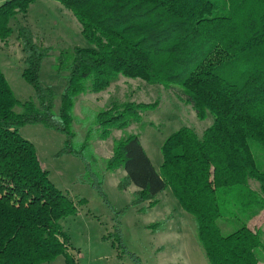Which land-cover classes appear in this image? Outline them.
Here are the masks:
<instances>
[{
  "label": "trees",
  "instance_id": "obj_1",
  "mask_svg": "<svg viewBox=\"0 0 264 264\" xmlns=\"http://www.w3.org/2000/svg\"><path fill=\"white\" fill-rule=\"evenodd\" d=\"M36 1L0 5V42L10 37L11 20H26ZM56 1L77 20L90 46L59 52L55 71L63 86L56 110L54 91L39 78L50 49L36 44L27 25L16 31L26 66L22 76L35 101L20 104L16 114L18 103L0 70V264H46L59 256L76 264L60 224L76 214V202L51 183L19 130L40 125L63 135L61 155L75 156L89 169L92 132L75 149L74 103L80 95L106 93L119 77L164 86L198 120L212 117L201 135L182 127L164 141L159 172L138 136L116 140L107 166L124 169L119 190L134 186L133 206H152L169 188L193 218L209 264H259L264 233L251 222L264 211V170L251 144L264 153V0ZM147 107L111 101L95 116L100 140L138 122ZM239 214L241 226L222 234L219 221Z\"/></svg>",
  "mask_w": 264,
  "mask_h": 264
},
{
  "label": "rangeland",
  "instance_id": "obj_2",
  "mask_svg": "<svg viewBox=\"0 0 264 264\" xmlns=\"http://www.w3.org/2000/svg\"><path fill=\"white\" fill-rule=\"evenodd\" d=\"M8 0H0V5ZM12 33L6 43L0 42V70L18 105L35 101V94L22 74L25 69L21 45L16 39L19 26L27 25L37 45L50 49L40 71V82L50 87L56 96L55 109L62 92V77L55 71L60 51L74 47L88 48L80 25L72 14L56 0H37L28 8L26 20H11ZM149 104L138 122L125 130H114L104 141L94 129L95 116L111 101ZM71 128L78 149L91 131L89 160L86 165L72 155H61L64 136L40 125L24 126L22 138L36 150L38 161L49 180L63 194L76 202V214L60 222L68 237L69 253L76 264H209L198 242L193 218L178 204L167 188L158 195L156 203L133 206L135 187L119 190L125 177L123 168L108 169L110 147L124 135L138 136L140 143L157 172L162 162L161 146L182 127L193 129L197 135L212 123V117L198 120L191 107L164 86H145L138 80L119 77L106 93L78 96L73 108ZM256 163L264 170V153L256 143L251 144ZM93 161V162H92ZM93 183L95 187L90 185ZM80 201V202H79ZM254 230L264 233V211L251 222ZM242 215L219 221L222 234L237 230ZM259 264L264 263V248L258 252ZM65 264L63 256L51 263Z\"/></svg>",
  "mask_w": 264,
  "mask_h": 264
}]
</instances>
